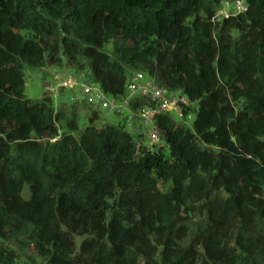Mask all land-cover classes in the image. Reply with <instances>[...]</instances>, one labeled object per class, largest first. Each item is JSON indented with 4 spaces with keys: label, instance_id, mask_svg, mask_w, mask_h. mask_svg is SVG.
<instances>
[{
    "label": "trees",
    "instance_id": "obj_1",
    "mask_svg": "<svg viewBox=\"0 0 264 264\" xmlns=\"http://www.w3.org/2000/svg\"><path fill=\"white\" fill-rule=\"evenodd\" d=\"M62 58L116 101L141 73L191 127L157 114V148L96 111L79 129L23 94L25 66ZM26 244L41 264H264V0H0V264Z\"/></svg>",
    "mask_w": 264,
    "mask_h": 264
},
{
    "label": "rangeland",
    "instance_id": "obj_2",
    "mask_svg": "<svg viewBox=\"0 0 264 264\" xmlns=\"http://www.w3.org/2000/svg\"><path fill=\"white\" fill-rule=\"evenodd\" d=\"M235 3H223L216 14V19L226 18L230 15H236ZM242 5L244 6L243 2ZM110 45L106 50H109ZM141 74V73H140ZM87 72L78 73L68 65L65 59L62 58L61 63L49 65L46 64L42 68H30L25 66L24 68V90L23 94L27 99L31 101H39L45 95L49 96L47 89L51 87L55 91L52 93L55 98H52V105L55 110L62 112L67 117L71 113L77 115V123L79 129H83L90 125L88 117L91 111H96L98 120L93 123L96 128L101 127L104 123L110 125H116L118 123L125 124L126 131L137 137L138 134L144 135L140 137L144 144L148 145L149 133L153 129V123L144 124L139 122L138 119H129L131 113L128 108L120 107L116 111H109L97 105H91L87 96L83 94L80 88L77 86L74 90L58 89L59 84L64 80H74L78 83H86L88 87L93 90H99V86L92 82ZM73 83L75 81H72ZM179 96V95H178ZM110 100L112 97L107 96ZM124 99H128V95L119 101H116V105L120 106ZM142 109V108H141ZM140 109V110H141ZM119 110V113H117ZM170 116L176 123H181L184 126L190 128L193 122V114L187 116L184 120H181L180 116L171 112ZM128 120V123L126 122ZM63 125V122H61ZM63 130V129H62ZM156 146L155 148H157ZM22 196L24 199L28 198L27 187L24 188ZM80 239H76V245H79ZM14 264H41V260L36 257L33 247L26 244L23 250L19 252V258Z\"/></svg>",
    "mask_w": 264,
    "mask_h": 264
},
{
    "label": "built area",
    "instance_id": "obj_3",
    "mask_svg": "<svg viewBox=\"0 0 264 264\" xmlns=\"http://www.w3.org/2000/svg\"><path fill=\"white\" fill-rule=\"evenodd\" d=\"M236 9L238 12L245 10L242 2H236ZM72 81H75L74 83ZM79 87L80 90L87 96V99L90 103L98 105L109 111H116L120 107L130 106L131 101L145 100L148 101L152 106H147L139 110L137 113L131 112L129 119H138L139 122L144 124L152 123L155 116L161 112H170L173 111L176 114L181 113L180 104H186V100L183 97L169 93L167 90L161 87H157L154 82L146 79L142 74L137 73L131 76L127 82V93L128 96H133L138 94V99L130 100L124 99L120 106L116 105V100H108L106 95L99 90H93L86 85V83H78L76 79L74 80H64L59 84L58 89H67L74 90L76 87ZM55 90L48 88L47 93L49 96H53ZM121 100V99H120ZM119 101V100H118ZM119 113V110L118 112ZM128 123V120H127ZM129 124V123H128ZM161 141L158 136L157 130L153 125L152 131L149 133V142L148 146L156 147L161 146Z\"/></svg>",
    "mask_w": 264,
    "mask_h": 264
},
{
    "label": "crops",
    "instance_id": "obj_4",
    "mask_svg": "<svg viewBox=\"0 0 264 264\" xmlns=\"http://www.w3.org/2000/svg\"><path fill=\"white\" fill-rule=\"evenodd\" d=\"M128 98H130V100H133V99H138V94H135V95H133V96H128ZM139 101V100H138ZM126 108H128L129 109V111H130V113L131 112H133L131 109H130V107L128 106V107H126ZM139 110L140 109H138V111H135V112H133V113H137V112H139Z\"/></svg>",
    "mask_w": 264,
    "mask_h": 264
},
{
    "label": "clouds",
    "instance_id": "obj_5",
    "mask_svg": "<svg viewBox=\"0 0 264 264\" xmlns=\"http://www.w3.org/2000/svg\"><path fill=\"white\" fill-rule=\"evenodd\" d=\"M237 2H241V1H237ZM236 4V3H235ZM236 6V5H235ZM243 12V11H242ZM237 13H239L238 11H237Z\"/></svg>",
    "mask_w": 264,
    "mask_h": 264
}]
</instances>
